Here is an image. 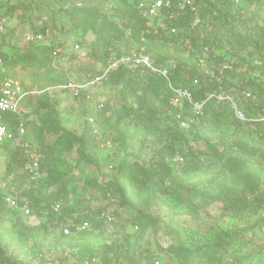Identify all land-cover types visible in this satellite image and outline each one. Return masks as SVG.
Segmentation results:
<instances>
[{
	"label": "rangeland",
	"instance_id": "374dc122",
	"mask_svg": "<svg viewBox=\"0 0 264 264\" xmlns=\"http://www.w3.org/2000/svg\"><path fill=\"white\" fill-rule=\"evenodd\" d=\"M129 1L145 4L153 0ZM210 1L213 13L205 18L201 37H216L214 48L221 55H234L231 57L240 64L238 76L226 77V93L244 110L248 121L239 125L230 104L214 106L204 121L192 127L190 118L184 119L188 129L183 132L162 111V95L145 89L142 81L88 87L78 98L63 88L68 83L88 82L112 55L135 48L111 1L0 0L2 15L20 5V10L6 16L7 54L33 51L34 47L25 43V35L42 27L55 31V40L63 43L58 59H50L45 68L4 65L5 73L0 72V80L16 78L32 90L48 93L61 115L64 131H40L41 119L47 120V112H36L38 95L31 96L33 100L25 108L36 153L46 157L49 151L53 152L52 167L62 180L60 186L48 187L44 183L38 195L54 199L57 193L62 194L63 210L72 207L85 219L103 209L110 215L117 210V200L112 195L105 199L90 181L97 179L105 184L114 180L118 166L138 151L143 152L145 167L154 171L151 181L136 187L135 207L121 209V217L111 224L105 222L102 233L91 238L73 234L61 238L63 226L54 223L62 214L52 210L54 200L48 211L36 216L34 208L20 211L15 225L0 214V232L6 237L18 240L20 231L31 235L22 250L16 248V241L9 245L8 254L18 264H28L30 259L35 264H84L90 255L103 264L104 258L107 264H264V106L260 105L264 104V93L251 83L247 85L248 80L260 77L264 67V48L257 50L260 29L264 27V0ZM76 45L80 50L74 49ZM240 57L247 62L242 64ZM219 63L216 60L210 65ZM262 78L264 82V72ZM141 99L146 102H139ZM251 102L259 105V112H250ZM96 112H102L99 118L110 148L97 147L96 133L86 121ZM47 123L51 121L48 119ZM68 132L78 140L72 149L61 142ZM207 141L219 148L218 156L209 150ZM167 148L174 153L166 160L168 171L158 166ZM191 149L197 156L191 155ZM18 151L15 144L0 146V182L20 196L31 184L23 177V168L12 163ZM46 176L44 173L41 178ZM248 185H257V193H248ZM226 187L237 189L248 202L256 199V204L242 208L232 202L235 192H226ZM50 214L55 222H47ZM140 214L147 218L138 225L135 219ZM45 226L50 231L46 239ZM228 232L239 233V240L222 246ZM169 249L182 253L171 257ZM41 251L45 255L43 261L39 259Z\"/></svg>",
	"mask_w": 264,
	"mask_h": 264
},
{
	"label": "trees",
	"instance_id": "16d2710c",
	"mask_svg": "<svg viewBox=\"0 0 264 264\" xmlns=\"http://www.w3.org/2000/svg\"><path fill=\"white\" fill-rule=\"evenodd\" d=\"M111 1V3L114 4L115 12L118 16V19L120 20L124 30L128 31L133 39V43L135 47H139L141 45V37L142 33L147 30L146 23L147 19L143 18L141 14L139 13L137 7L139 3H132L129 0H108ZM201 3L202 7V15L204 23L198 30H191V18L188 14L183 15L181 17H178L177 19L173 21H167V28H159V31L157 34H148L146 36L148 43V49L149 52L154 56L156 63L158 65H164L167 64L166 62L169 60L176 62V69L172 71V78L177 82L179 86H189L195 78L200 79L201 85L196 89L195 91V97L198 100L203 99L206 97V94L208 92L217 91V85H215L212 82H209V80L199 71L196 62H195V55L193 52L188 51V47L185 43H180L181 39L185 37L186 33H183L184 31L188 32V37L190 39V44H192L193 48L195 50H200L201 47H215L218 43V40L215 38H212L209 34H206V36L202 39L201 37V30L205 26V18L212 15V2L210 0H198ZM149 3V2H148ZM20 10V5H14L10 8L9 11H7L2 16H10L15 11ZM264 20V19H263ZM171 27H177L179 29V33L177 36V41L174 45V47L169 46V42L172 40V37L169 36V30ZM48 28L42 27L38 29L40 32H45ZM204 31V30H203ZM56 41V40H55ZM54 42H50L47 44H38V45H28L31 47H34L33 51H29L25 55H9L4 50H2L3 45H5V35L0 36V55L3 59V67L4 65H7L12 68H16L20 64L28 65V66H36L40 68H45L47 66V62L51 59L52 62L54 61L52 53L55 50V47L57 44ZM63 43L58 45V47H62ZM264 48V27L260 29V39L258 41V48L257 50H261ZM127 52V51H123ZM122 51L114 54V55H120L123 53ZM113 56V55H112ZM264 56V54H263ZM241 58V57H240ZM241 60L244 62H247V59L242 57ZM108 63H106L102 69H100L95 75L99 74ZM263 72L264 67L260 69V77L254 78L252 82H247V85L249 83L252 84L253 87L258 88L261 93H264V82L261 80L263 79ZM227 75H231V77H235V75L238 76L237 72H230ZM93 77V76H92ZM91 77V78H92ZM6 79V78H5ZM133 80H136L138 82L142 81L143 87L150 91H155L158 94L160 93L163 97V103L162 111L168 115L174 124V127L176 129H179L180 131H186L187 128H184L181 126L182 121L184 119H188L186 117H182L181 119L177 118V111L172 109L170 106V99H171V92L168 90L167 82L163 77H159L156 75H152L148 72H143L141 69H138L137 71H131L129 69H120L118 71L112 72L110 77L105 81L103 86H117L121 82L125 83H132ZM227 83V81H225ZM27 90H32L30 87L25 86ZM229 87H227L228 90ZM33 99H29L26 101L25 106H28L29 101ZM143 101V103L146 102V99H141L139 102ZM252 101V100H251ZM36 112L38 110H44L46 111V117L47 120L49 119L51 121L50 124L47 123L46 119H41L42 121V127L40 131L44 128L49 129L50 131L54 132H62L64 129L61 127V115L58 112L57 104L55 102H52L49 98L48 93L42 92L36 97ZM167 107H166V105ZM224 105H227L226 103H220L217 104L215 100H211L205 110V115L200 118H193L191 117V122H189V127L194 126L198 122L204 121L207 116L211 113L214 106L222 107ZM264 106V104H260ZM104 105L103 110L104 112ZM259 105L257 106L255 103H250L249 110L250 112H259ZM101 112V113H102ZM101 113H95L93 116L96 120V124L99 127V130L101 132V138H99L98 134H95L94 136L100 139V141L96 142L97 147L101 148L102 142H107V135L102 129V121L99 118V115ZM27 115V114H26ZM191 116V115H189ZM236 119V118H235ZM236 121H238L236 119ZM5 122L9 124L11 127H16L18 125V122L16 120V117L14 115H8L6 116ZM28 120L25 116V123L28 127ZM239 125H242L240 121H238ZM255 125V124H254ZM256 126V125H255ZM91 127V126H90ZM244 127V126H243ZM257 127V126H256ZM92 128V127H91ZM249 128V127H248ZM264 133V131H263ZM27 138L29 143L34 148V143L29 137V133H27ZM77 138L72 133H66V135L62 138L61 142L64 143L66 146H68L70 149H72L75 144L77 143ZM8 144V143H7ZM6 145V144H4ZM19 147V146H18ZM83 147V145H81ZM207 147L209 150L216 156L219 154V148L211 143L210 141H207ZM37 151V150H36ZM171 148L166 149V153L161 157V162L158 164L159 168L166 169L167 171L169 168L167 167L166 160L168 157L173 156L174 153L171 152ZM191 155L193 157L197 156V152L191 149ZM40 154V153H38ZM142 151L134 152L130 156H127L125 160L118 166L117 168V175L114 180L110 179L109 181H106V183L102 184L97 181V179H92L90 181L91 186L94 190L98 191L105 199L110 198V196H114L117 200L116 206L117 210L114 211V215L116 217H121L122 213L119 211L121 209H124L126 207H135L134 198L137 197V189L136 187L140 185L141 182L144 181H151L154 178V171L148 170L145 167L144 161L142 159ZM20 156V159H17V157ZM40 156V172L42 175L44 173L47 174L46 177H43L39 179V182L36 184L31 185V190H24L23 193L20 194V200L21 204L24 205L26 201H28L29 207L32 209L34 208L36 210V215L42 214L45 211H48V209L51 206L52 200L54 201H62L60 198L64 197L62 194L57 193L56 197L53 198H41L40 195H38L40 187L44 185V183L48 184V187H54V186H60L62 183V180L52 167V157L53 152L49 151L47 153L46 157H43L41 154ZM12 163L14 165H17L18 167L23 168V177L26 181L30 180L28 171L26 169L27 163H29V157L25 154L24 149L19 147V151L16 152L11 159ZM11 166V165H10ZM8 167V172L11 171V167ZM245 174L249 176V173L244 170ZM36 186V187H35ZM258 187L257 185H248V193L255 194L257 193ZM226 192L234 193L235 197L233 198L232 202H235L236 204H239L244 209L251 208L256 204V199L252 202H248L244 196H240L238 194L237 189L226 187ZM53 201V202H54ZM53 204V203H52ZM110 207V206H109ZM107 210V209H106ZM105 209L99 210L95 215L86 216V219L83 218L80 214H76V211L72 207H69L67 209H62V214L60 217H58V221L54 223L56 226H63L62 228H69L71 229V234L69 236L73 235H80L81 237L85 238H91L93 236H97L101 234V230H103L105 224V220L101 218V215L103 212L106 211ZM34 212V210H33ZM35 213V212H34ZM55 213V212H54ZM0 214L3 218H5L8 222L15 225L17 220L19 219V211H14L11 208H9L7 205L4 204L2 201V195L0 194ZM53 214V213H52ZM48 215L47 222H55V219L53 218V215ZM57 214V213H56ZM147 216L144 214H140V216L136 217L135 223L141 224L142 220L146 219ZM84 220L89 221L92 224L93 228L88 229L83 232L76 231V227L80 225ZM45 228L44 238L46 239L48 234L50 233L47 226ZM98 231V232H97ZM101 232V233H99ZM73 234V235H72ZM69 236H66L64 234L61 235V238H67ZM31 235L29 232L24 233L23 231H20L19 239H10L9 236H5L4 232H0V264H18L16 260L12 257V254H8L9 251L8 248L9 245L16 241L17 249H24L26 244L28 243ZM79 237V236H78ZM82 237V238H83ZM239 233L237 232H228L225 234V239L221 242V245H228L231 242H236L239 239ZM5 240L9 241V243L4 242ZM42 244V243H41ZM12 245V244H11ZM15 249V250H17ZM113 249H109L108 251H112ZM43 253V251H41ZM169 254L172 257V254L180 256L182 251L177 249H169ZM193 254V253H192ZM44 255V253H43ZM93 255H90L89 261L92 262L94 258ZM42 260V259H41ZM43 261V260H42ZM240 261V260H239ZM104 263H108V260L104 258ZM28 264H35V260L30 259ZM91 264V263H90Z\"/></svg>",
	"mask_w": 264,
	"mask_h": 264
},
{
	"label": "built area",
	"instance_id": "2783aa9c",
	"mask_svg": "<svg viewBox=\"0 0 264 264\" xmlns=\"http://www.w3.org/2000/svg\"><path fill=\"white\" fill-rule=\"evenodd\" d=\"M141 16L147 19L146 28L142 33L141 45L135 47L130 51L123 52L120 55H113L108 61L107 66L97 75L93 76L88 82L84 84L68 83L63 88L71 91L75 98H78L83 93L85 88H98L104 85L105 81L110 77L112 72L120 69H129L131 71H137L141 69L143 72H148L152 75L163 77L167 82L168 90L172 96L170 99V106L176 110L177 118L181 119L183 116L186 118H200L205 115V110L208 103L211 100H215L217 104L226 103L232 105V112L235 118L244 123L248 121L244 110L238 108L233 99L226 93L227 85L225 83L227 74L230 72H236L240 64L234 55H221L214 47H201L200 50H195L190 44L188 32L184 31L185 37L181 39L180 43H185L189 52H193L195 55V62L199 71L209 80V82L217 85L218 90L208 92L206 97L201 100L196 99L195 91L201 85V81L195 78L189 86H179L172 78V71L176 69V62L169 60L164 65H158L154 56L149 52L146 36L148 34H157L159 28H167V21H173L178 17L188 14L191 18V30H198L204 23L202 15L201 3L198 0H153L149 3H140L137 7ZM8 31L7 19L0 15V36L6 35ZM179 29L177 27H171L169 30V36L172 40L169 42L170 47H174ZM25 43L27 45L47 44L55 41V31L47 29L45 32L38 30L31 31L25 35ZM57 46L52 53L54 61L58 59L62 51L58 45L62 44L61 41H55ZM76 51L80 50V46L74 47ZM235 57V56H234ZM216 60H220L218 65L212 66L210 64L215 63ZM3 67V59L0 55V70ZM40 92L36 90H27L24 83L16 78H6L0 82V146L4 144H15L24 149V152L29 157V163L26 165L30 177V184H36L38 179L41 178L39 156L29 143L27 138L28 128L25 123V103L30 97L39 95ZM249 98L250 94H246ZM103 106L101 105V108ZM14 115L18 122L16 127L9 126L5 122L6 116ZM191 115V116H189ZM87 123L94 129L95 133L101 138V132L96 129L97 124L93 115L86 118ZM192 121V120H191ZM182 127L187 128L188 123L182 121ZM98 141H100V139ZM102 148H110L111 145L107 142H102ZM184 162L183 158L179 159ZM31 185L26 187V190H31ZM6 183L0 182V194L2 195V201L5 205L14 211L28 212L30 210L28 201L24 205L21 204L20 196L17 193L10 192ZM36 187V186H35ZM63 209L62 201H54L52 204V210L60 214ZM101 218L105 222L113 223L117 218L113 213L106 215L102 213ZM92 228V224L85 220L75 229L78 232H83ZM63 234L69 236L71 229L62 228ZM45 259V255H41L39 259ZM40 259V260H41ZM103 264L96 261L94 258L92 263ZM90 261H85L84 264H90Z\"/></svg>",
	"mask_w": 264,
	"mask_h": 264
},
{
	"label": "crops",
	"instance_id": "0c3cea01",
	"mask_svg": "<svg viewBox=\"0 0 264 264\" xmlns=\"http://www.w3.org/2000/svg\"><path fill=\"white\" fill-rule=\"evenodd\" d=\"M0 15H2V14H0ZM3 17H5V16H3ZM5 18H6V17H5ZM6 19H7V18H6ZM7 24H8V19H7ZM4 46H5V45H3L2 50H4ZM0 72L5 73L3 67H2V69L0 70ZM1 80H4V79H1ZM1 80H0V81H1ZM25 108H26V106H25Z\"/></svg>",
	"mask_w": 264,
	"mask_h": 264
}]
</instances>
